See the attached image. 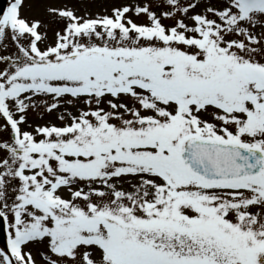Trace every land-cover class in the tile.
I'll use <instances>...</instances> for the list:
<instances>
[{
    "label": "snow or ice",
    "instance_id": "obj_1",
    "mask_svg": "<svg viewBox=\"0 0 264 264\" xmlns=\"http://www.w3.org/2000/svg\"><path fill=\"white\" fill-rule=\"evenodd\" d=\"M0 264H264V0L0 3Z\"/></svg>",
    "mask_w": 264,
    "mask_h": 264
},
{
    "label": "rangeland",
    "instance_id": "obj_2",
    "mask_svg": "<svg viewBox=\"0 0 264 264\" xmlns=\"http://www.w3.org/2000/svg\"><path fill=\"white\" fill-rule=\"evenodd\" d=\"M0 3H6V0H0Z\"/></svg>",
    "mask_w": 264,
    "mask_h": 264
},
{
    "label": "water",
    "instance_id": "obj_3",
    "mask_svg": "<svg viewBox=\"0 0 264 264\" xmlns=\"http://www.w3.org/2000/svg\"><path fill=\"white\" fill-rule=\"evenodd\" d=\"M4 241L1 239V237H0V244H2Z\"/></svg>",
    "mask_w": 264,
    "mask_h": 264
}]
</instances>
